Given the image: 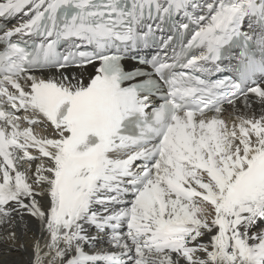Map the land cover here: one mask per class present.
<instances>
[{
	"label": "snow or ice",
	"instance_id": "1",
	"mask_svg": "<svg viewBox=\"0 0 264 264\" xmlns=\"http://www.w3.org/2000/svg\"><path fill=\"white\" fill-rule=\"evenodd\" d=\"M21 14L0 30V239L29 216L35 264H264V0H0ZM234 50L236 78L211 79ZM88 228L116 251L87 254Z\"/></svg>",
	"mask_w": 264,
	"mask_h": 264
},
{
	"label": "bare ground",
	"instance_id": "2",
	"mask_svg": "<svg viewBox=\"0 0 264 264\" xmlns=\"http://www.w3.org/2000/svg\"><path fill=\"white\" fill-rule=\"evenodd\" d=\"M66 74L68 75H75L78 78L82 79L85 84H87L88 80L93 75V66H89L87 69H67L65 70ZM59 77V74H53L49 73L48 78L51 77ZM42 77L45 78L44 75ZM253 111L259 113V109H256L253 107ZM226 121L229 123H232L233 116H229L227 113H225L222 116ZM44 124L34 125L35 129H37V132L39 133L38 136H41V132H45L46 135H49L51 133V129L49 128L48 131H44L43 129ZM33 127V128H34ZM36 152V151H35ZM38 154V152H37ZM27 167V164H21L20 168L21 170H24ZM35 168V164H33V170ZM38 200L41 203L42 208L48 207V200L47 198H41L38 197ZM117 208L120 206H116ZM95 210H101L100 205L95 206ZM89 234L91 236L94 235V232L97 230L95 228H88ZM253 234L259 233L260 231H264V223L259 224L257 227L253 228L252 230ZM16 232V240L15 241H9L7 239H0V264H35L36 256L34 253V244L39 241L42 251L40 253L41 257H44L45 253L47 252V248L44 247L45 244L49 241V234L47 233L46 229L41 227V224L38 220L35 218L25 216L24 221L18 225L15 228ZM93 232V234H92ZM98 235L101 238L100 240L96 239L93 244L91 245H84V251L87 254H97L99 252H115L116 249L112 248L107 240L104 234ZM254 243V241H253ZM51 257H47L43 259L42 264H48ZM59 264V262H58ZM102 264V262H101Z\"/></svg>",
	"mask_w": 264,
	"mask_h": 264
},
{
	"label": "rangeland",
	"instance_id": "3",
	"mask_svg": "<svg viewBox=\"0 0 264 264\" xmlns=\"http://www.w3.org/2000/svg\"><path fill=\"white\" fill-rule=\"evenodd\" d=\"M232 122H233V121H232ZM33 130H34V132H35L37 135H39V133L37 132V129H33ZM40 135H41V136H45L46 134H45V132H41ZM30 151H31V154H32V155H38L37 152H35V150H30ZM88 232H89V231H88ZM89 233H90V232H89ZM92 234H93V232H92ZM97 239L100 240L101 238H97Z\"/></svg>",
	"mask_w": 264,
	"mask_h": 264
}]
</instances>
